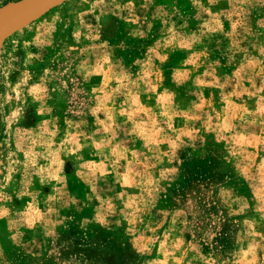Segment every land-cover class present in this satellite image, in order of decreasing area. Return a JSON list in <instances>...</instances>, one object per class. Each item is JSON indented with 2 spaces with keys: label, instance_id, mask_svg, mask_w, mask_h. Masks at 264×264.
Instances as JSON below:
<instances>
[{
  "label": "rangeland",
  "instance_id": "374dc122",
  "mask_svg": "<svg viewBox=\"0 0 264 264\" xmlns=\"http://www.w3.org/2000/svg\"><path fill=\"white\" fill-rule=\"evenodd\" d=\"M6 10L0 264H264V0Z\"/></svg>",
  "mask_w": 264,
  "mask_h": 264
},
{
  "label": "bare ground",
  "instance_id": "6f19581e",
  "mask_svg": "<svg viewBox=\"0 0 264 264\" xmlns=\"http://www.w3.org/2000/svg\"><path fill=\"white\" fill-rule=\"evenodd\" d=\"M6 8V7H5ZM9 14L10 13V11H8V10H6V11H3L0 15H2V16H8V15H6V14ZM2 16H0V19L2 18Z\"/></svg>",
  "mask_w": 264,
  "mask_h": 264
},
{
  "label": "trees",
  "instance_id": "16d2710c",
  "mask_svg": "<svg viewBox=\"0 0 264 264\" xmlns=\"http://www.w3.org/2000/svg\"><path fill=\"white\" fill-rule=\"evenodd\" d=\"M18 1H20V0H18ZM8 3H10V1H9V2H6V3H4V4H3V6H4V5H7Z\"/></svg>",
  "mask_w": 264,
  "mask_h": 264
}]
</instances>
